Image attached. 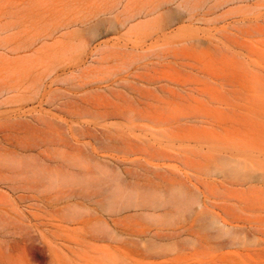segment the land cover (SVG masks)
<instances>
[{"label": "rangeland", "instance_id": "obj_1", "mask_svg": "<svg viewBox=\"0 0 264 264\" xmlns=\"http://www.w3.org/2000/svg\"><path fill=\"white\" fill-rule=\"evenodd\" d=\"M0 264H264V0H0Z\"/></svg>", "mask_w": 264, "mask_h": 264}]
</instances>
